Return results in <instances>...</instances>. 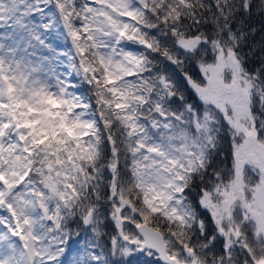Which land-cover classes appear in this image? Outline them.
<instances>
[{
  "label": "snow or ice",
  "instance_id": "obj_1",
  "mask_svg": "<svg viewBox=\"0 0 264 264\" xmlns=\"http://www.w3.org/2000/svg\"><path fill=\"white\" fill-rule=\"evenodd\" d=\"M256 10L0 0V264H63L88 230L71 264H264V50L242 52Z\"/></svg>",
  "mask_w": 264,
  "mask_h": 264
},
{
  "label": "trees",
  "instance_id": "obj_2",
  "mask_svg": "<svg viewBox=\"0 0 264 264\" xmlns=\"http://www.w3.org/2000/svg\"><path fill=\"white\" fill-rule=\"evenodd\" d=\"M248 23L251 25V27L257 29V31L255 33H251L248 36L247 41L244 43V46L242 47V52L247 53L250 50H252L254 52V54L251 55L249 58L251 60H255V59L259 58L262 50H264V30H261V26H262V23H264V21H262V17H261L258 10H256L254 12L251 20ZM149 31H150V34H153V35L155 34L154 30H149ZM53 44H54V46L57 47L58 51H64L68 47L71 46L70 41L66 43L63 39L53 40ZM128 48L130 50H133V51H139V52L145 51L143 46L132 44L130 42L128 44ZM153 55H155V54H153ZM61 59L64 60V62H65L63 65H61V68H62L63 72H67L69 70L67 68V58L61 57ZM167 67H168L169 71L176 72L177 76H179V74H180L179 69H175L171 65H167ZM68 79L73 84L79 85L78 88H71L70 87L69 89L71 91L77 92L78 94L82 93L86 96L92 97L90 102L93 105V107L96 108L94 92H93L91 86L81 83L80 77L76 76L75 73H73V75L71 77H68ZM191 199L195 200L197 198L195 197V195H193L191 197ZM72 227L75 228V225H72ZM102 230H103L104 234L102 235L100 243L103 246L105 252H108L111 248L110 238L112 235H116L117 230L115 228L114 222L111 221L110 218L103 220ZM126 231H129V232L133 231V226L130 225L126 229ZM92 238H93V234L91 233L90 230L87 231V234H85L84 231H81L79 237L73 236L69 240L67 250L71 249L72 246L78 245V243L80 241L84 242L86 240H91ZM113 259H118V257L113 258ZM126 259L128 261H130V264H156L157 256L153 255V256L149 257V256H146V252H134L131 256L127 257Z\"/></svg>",
  "mask_w": 264,
  "mask_h": 264
},
{
  "label": "rangeland",
  "instance_id": "obj_3",
  "mask_svg": "<svg viewBox=\"0 0 264 264\" xmlns=\"http://www.w3.org/2000/svg\"><path fill=\"white\" fill-rule=\"evenodd\" d=\"M4 31H5V29L0 28V33H3ZM50 42L53 43V40L50 41ZM43 54H44V55H47V54H48V53H47V50H45V51L43 52ZM58 71L63 72L61 66H60V68L58 69ZM62 78H63V77H62ZM69 91H71V90L69 89ZM0 214H4V213H0ZM80 249H81V243H79L77 246H72L71 249L66 250L65 255L61 257V260L63 261V264H71L72 258L77 254V252H78ZM146 256H148L147 253H146ZM149 257H151V256H149Z\"/></svg>",
  "mask_w": 264,
  "mask_h": 264
}]
</instances>
